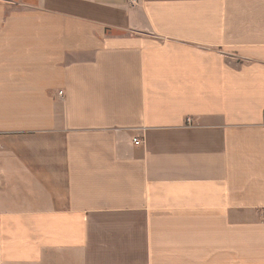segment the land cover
Wrapping results in <instances>:
<instances>
[{
  "label": "crops",
  "instance_id": "0c3cea01",
  "mask_svg": "<svg viewBox=\"0 0 264 264\" xmlns=\"http://www.w3.org/2000/svg\"><path fill=\"white\" fill-rule=\"evenodd\" d=\"M0 264H264V0H0Z\"/></svg>",
  "mask_w": 264,
  "mask_h": 264
},
{
  "label": "built area",
  "instance_id": "2783aa9c",
  "mask_svg": "<svg viewBox=\"0 0 264 264\" xmlns=\"http://www.w3.org/2000/svg\"><path fill=\"white\" fill-rule=\"evenodd\" d=\"M133 143H134L135 145H139V144H140V142L137 141V140H134Z\"/></svg>",
  "mask_w": 264,
  "mask_h": 264
}]
</instances>
